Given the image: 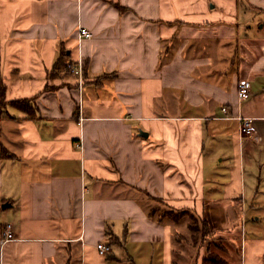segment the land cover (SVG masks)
<instances>
[{
  "label": "crops",
  "instance_id": "1",
  "mask_svg": "<svg viewBox=\"0 0 264 264\" xmlns=\"http://www.w3.org/2000/svg\"><path fill=\"white\" fill-rule=\"evenodd\" d=\"M0 77V264H181L154 202L264 264V0H0Z\"/></svg>",
  "mask_w": 264,
  "mask_h": 264
},
{
  "label": "trees",
  "instance_id": "2",
  "mask_svg": "<svg viewBox=\"0 0 264 264\" xmlns=\"http://www.w3.org/2000/svg\"><path fill=\"white\" fill-rule=\"evenodd\" d=\"M65 56V54L60 55L59 60L57 61V65H55L54 70H59V69H63L64 70H68L67 68L69 63H63L60 59H62ZM5 91H6V87L4 85L3 80L0 77V113H2V110L5 109L6 107H13L15 109H17L18 111L23 112L26 116L28 117H33L35 115V111L33 108V102L31 103V100H15V101H6L5 99ZM1 118V117H0ZM11 156L6 152L5 149L1 148L0 150V159H4V158H10ZM153 199V198H152ZM156 200V199H154ZM166 209V208H165ZM187 212V211H186ZM185 211H181V212H173L169 209H166V211L161 210L158 207H154L152 208L149 212L148 215L151 218H157L158 221H164V220H168L172 223H178L183 217H186L188 215L191 216V221L194 220V222L196 221H201V229L204 231V239L207 236H210V234H212V231L207 223V221L205 219L202 218H198L195 217L193 214H189L186 213ZM161 215L159 217H157V215ZM196 220V221H195ZM193 222V221H192ZM187 231L189 232V234H191L190 239L191 240H197L198 238H193V235H195L196 233L199 232V229H195V228H190L189 226L187 227ZM213 236V235H212ZM178 240L177 241L179 244L183 241L186 240L185 238H181L179 236V238H176ZM196 246L198 245V242L193 243ZM195 245H193L192 247H196ZM183 246V245H182ZM210 243L206 244V253L205 255L202 257L201 260V264H227L226 259H224V257L222 255H219L217 253H213L210 249H209ZM217 246V245H215ZM224 248V247H223ZM221 249L219 247V252L224 254L225 250Z\"/></svg>",
  "mask_w": 264,
  "mask_h": 264
},
{
  "label": "rangeland",
  "instance_id": "3",
  "mask_svg": "<svg viewBox=\"0 0 264 264\" xmlns=\"http://www.w3.org/2000/svg\"><path fill=\"white\" fill-rule=\"evenodd\" d=\"M152 208L153 207H158L163 211H166L165 207L159 206L160 204H156L155 202L152 204ZM161 216L160 214L157 215V217ZM191 216L188 215L186 217H183L178 223V229H177V234L175 235L176 238H179V236L181 238H185L188 239L189 242H191L192 244L195 242H198V245L194 248L192 247H187V246H182V253H184L186 255V260H182L180 259L179 262L181 264H192L193 263V256H195L197 254L198 248L202 249V253H206L205 252V245L210 243L209 249L213 252V253H217L219 255H221V253L219 252V245H221V243L223 245H227L228 243L231 244L232 250H227L225 251V253L223 254L224 259H226L227 264H240V258H241V254H240V246H241V236H240V227L236 228L232 231H229V233L225 235H220L219 231H215V237L212 236L210 234V236H206L205 239L204 237V231L201 229V221H196L194 222V220H190ZM214 227H217V224H214ZM190 228H197L199 229V232L196 233L195 235H193V238H198L197 240H191V234H189V232L187 231V227ZM216 230V229H215ZM214 232V231H213ZM190 236V237H189ZM204 246H202V245ZM217 245V246H215ZM207 248V247H206ZM187 250V253H186ZM201 253V250H200Z\"/></svg>",
  "mask_w": 264,
  "mask_h": 264
},
{
  "label": "built area",
  "instance_id": "4",
  "mask_svg": "<svg viewBox=\"0 0 264 264\" xmlns=\"http://www.w3.org/2000/svg\"><path fill=\"white\" fill-rule=\"evenodd\" d=\"M79 37L88 39L91 37V33L84 29H79ZM67 68L69 71L74 74L80 76L82 69H81V63L78 62V65L75 64H68ZM250 96V84L246 80H239L237 82V97L239 100H246ZM221 111L226 115L227 114V108L222 107ZM238 120L240 122V132L242 135L245 136H251L254 133L253 127L251 125V119L246 117H238ZM2 236H3V242H7L14 239L13 233L11 232L10 225H5V227L2 230ZM97 250L101 255H106L111 252L110 245L99 243L96 246Z\"/></svg>",
  "mask_w": 264,
  "mask_h": 264
}]
</instances>
